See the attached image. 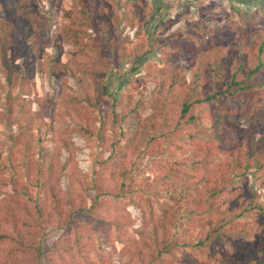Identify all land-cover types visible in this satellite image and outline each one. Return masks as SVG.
<instances>
[{"label":"trees","instance_id":"trees-1","mask_svg":"<svg viewBox=\"0 0 264 264\" xmlns=\"http://www.w3.org/2000/svg\"><path fill=\"white\" fill-rule=\"evenodd\" d=\"M68 1L86 17L85 26L96 34V41L84 40L85 35L69 25L55 39L94 54L85 62L89 67L81 73L78 95L64 94L61 99L67 113L81 103L99 111L102 100L110 95L105 77L108 58L102 56L101 47L112 52L115 65L117 52L131 46L123 60L130 59L132 73L145 59L157 56L153 64L159 68L148 75L155 87L147 101H134L132 94L112 100L96 130L76 123L53 155L44 148L34 125L48 113L24 109L11 97L6 101L0 118L13 130L9 138H23L27 152L34 149L30 184L48 200L45 209L61 215L56 223L66 218V226L52 251L46 253L41 244L37 246L44 209L28 196L26 182L15 187V179L10 178L4 185L12 184L10 192H0L4 196L0 199V247L6 246L11 258L4 257L0 264H24V255L32 247L36 264H61L64 254L70 264L100 261L91 241L110 229L112 218L106 219L104 212L118 203L139 211L140 226L131 229L136 245L128 250L134 264H264V222L260 221L264 198L259 201L261 194L247 190L245 183L247 173H253L264 196V0L254 6L257 15L245 17L244 23L209 15L210 8L201 3L196 10L183 7L193 0L157 6L146 0H93L88 10L83 0ZM46 2L53 6L57 0ZM150 23H157L154 32H149ZM178 23L181 27H168ZM47 24L36 0H0V75L10 87L16 77L29 82L34 76L31 57L39 56L42 42L50 44ZM146 109L150 113L143 116ZM164 129L162 145L154 144L160 137L156 132ZM192 129L204 131L205 146L195 145ZM74 134L86 140L95 159L96 169L89 177L95 181V170L103 166L114 194L89 202L90 179L77 172L69 156L74 151L69 143ZM212 149H219L218 156L222 149L235 150L236 156L231 152L230 156L236 158V165L230 170L238 181L210 183L205 176L196 178L202 167L197 158L201 154L214 158ZM63 150L69 153L64 161ZM105 152L108 156L103 158ZM142 156L150 159L152 181L140 175ZM62 179L67 181L66 192L60 187ZM28 202L37 208L36 216L27 212ZM99 203L96 226L88 227L76 218L89 215ZM198 222L202 224L196 226ZM8 224H12L10 233L4 231ZM194 228L200 235L192 234ZM97 249L101 252L99 245Z\"/></svg>","mask_w":264,"mask_h":264},{"label":"rangeland","instance_id":"rangeland-1","mask_svg":"<svg viewBox=\"0 0 264 264\" xmlns=\"http://www.w3.org/2000/svg\"><path fill=\"white\" fill-rule=\"evenodd\" d=\"M41 13L45 15L48 26L45 35L49 37L50 44H44L38 47L39 56H32V63L35 65V74L30 79L29 82H23L20 77L14 79V86L10 87L6 82L5 76L0 75V112L2 107L6 106V101L13 98L22 105L24 109L29 107L30 111H43L47 112L48 115L43 117V119L36 121L34 125L35 129H39L40 132H37V135H42L44 141V148L53 155L56 150L57 145H62L63 139L68 140L69 132L73 129V126L76 123H86L90 126L91 129L96 130L100 125V119L104 111L110 109V104L112 100L119 101L123 96L127 94H132L134 101L144 98L147 101L150 96L153 94L155 84L152 80L148 78L149 74H152L158 70V66L153 64L155 58L149 57L145 59L140 65V69L136 70L134 73L128 71L131 66V61L128 57V52L131 46L125 51L121 49L114 56L115 65L110 59L112 52L106 50L104 47H101L102 56L108 58L109 69L106 73V84L110 89V95L106 99L102 100V109L96 111L92 107H87L86 104H79L71 108V112L67 113L66 108H63V103L61 99L64 94H75L78 95L79 87L78 84L81 82V73L83 69L89 67L88 63L90 59L94 58V54L89 52H83L77 45L73 46L72 43L62 42L55 40L61 32H64L63 29L65 26H70L71 28L81 31V35H85L84 40L94 42L96 41V34L92 32L91 28H87L85 25L86 17L83 16L78 8L73 7L69 4L68 0H57L56 4L51 6L46 0H36ZM153 2L155 6L159 3L166 5L178 3L181 0H146ZM190 1V0H189ZM259 0H193L189 5L188 3L185 6L193 7L198 9L200 5L207 6L210 8L211 14H216L218 16L224 17V21H233L237 20L239 23H244L243 19L245 17H251L252 15H257L254 11V6ZM93 0H83L84 8L88 10V7H91ZM196 6V7H195ZM193 11V9L191 8ZM194 10V11H195ZM175 11L171 12L169 15L170 18L174 17ZM70 15V18H69ZM244 16V17H241ZM210 17V16H209ZM219 17V18H220ZM211 18V17H210ZM157 23H150L149 32H154V27ZM172 25V24H171ZM169 25L171 29L181 27L182 23H178L174 26ZM130 37L132 39L133 32H130ZM58 51L61 53L58 55ZM58 60V61H57ZM18 62H14V67L18 65ZM174 63H171L167 68L172 67ZM169 71V70H168ZM186 73V78H188V73ZM155 74V73H154ZM149 75V76H148ZM128 92V93H127ZM70 108H68L69 110ZM150 113L147 109L142 113L143 116H146ZM14 131H16L15 125H13ZM93 130V131H94ZM9 131L7 121L0 118V192L3 191L4 194L10 192V185L4 186L10 178H14L13 184L15 187L23 185L25 182L27 190L30 197L37 200L38 205L44 210L42 218H40L41 226L37 229V237L40 240L39 243H36L38 246L41 244L43 250L47 253L53 250L54 246L59 244L62 239L63 231L62 229L66 226V218L57 224L56 221L59 220V214H55L54 211H48L47 206H49L48 200H45L44 194L37 192L36 189L30 184L32 182V161H33V147L29 148L28 152L26 150V144L23 138L18 140H13L9 138ZM164 130H158L156 133L159 137L158 140L153 141L154 144L162 145ZM194 134L195 145L205 146L208 142L207 135L202 129H192ZM71 149L74 150L72 155L69 156L72 158L73 163L77 169L78 173L88 176L90 179V188L87 192L89 202H93V199L97 196L101 200L103 194L111 193L114 194L112 186L109 184L108 180L105 179L103 174L104 167L100 166L99 169L95 170L97 173L95 175V181L89 176L92 174V169H96V162L92 156L90 148L87 146L86 140L80 135L74 134L70 137ZM175 145L172 146V148ZM158 148L159 145H156ZM211 147V146H209ZM99 149L98 151H100ZM218 150L212 149L215 157L207 158L210 155L201 154L197 159H200L202 162V167L197 172V179L200 177H207L209 182H215L221 180L230 181V183H235L238 181V176H235V171H231L230 168L236 165V158L230 156V152L236 156L235 150L231 149H222L220 150V156H218ZM28 153V154H27ZM32 154V155H31ZM68 154L65 150L62 151V160L68 157ZM108 153L105 152L104 157H107ZM218 158V160H216ZM203 164L205 165L203 169ZM150 159L142 156L140 161V175L144 174L149 178V181H152L155 177V173L150 167ZM238 169L237 167H235ZM247 180V190L253 192L257 191V194L260 195L261 201L264 196L261 193V187H259L258 182L255 180V175L248 172ZM28 176V177H27ZM233 176V177H232ZM11 182V183H12ZM241 184V185H240ZM153 185V184H152ZM238 185L242 186V182H238ZM60 187L63 192H66L67 181L62 179L60 181ZM220 187V186H219ZM19 192V195L22 197V189ZM244 191V189H243ZM153 193L159 195L158 189H155ZM99 194V195H98ZM101 194V195H100ZM154 196V195H152ZM4 196L0 195V199ZM264 201V199H263ZM100 203L96 205L94 211L90 212L89 215H78L76 218L78 220H83L88 227L96 226V218L99 214L97 210ZM23 209L21 208V212ZM48 211V212H47ZM29 214L33 213L36 216L37 208L31 206V203L28 202V211ZM67 213V212H66ZM49 214H53L49 216ZM107 215L106 219L112 218V224L110 229L106 232L101 233L99 238H95L91 241V245L94 248L93 252L98 253L100 261H95L94 264H134L135 258H131V254L128 253L129 249H132L136 242H134L133 234L131 229H137L140 226V217L139 211L135 207H127L124 209L122 203L111 205V209L108 212H104ZM261 222H264V218L260 219ZM202 222L195 224L196 226L201 225ZM12 224H8L4 227V231L10 233L12 230L10 227ZM60 229L58 230L57 227ZM84 230V229H83ZM200 235V232L197 229H193V233ZM100 246L101 252L98 251L97 246ZM6 246L0 247V261L4 257L11 258L10 252L5 248ZM56 248V247H55ZM42 250V251H43ZM44 253V252H43ZM25 263L24 264H34L35 258L37 257L36 248L32 247L29 249L27 255H24ZM43 258V254L41 255ZM63 262L61 264H70V259L65 254L63 255ZM45 262H42L44 264ZM36 264V263H35Z\"/></svg>","mask_w":264,"mask_h":264}]
</instances>
